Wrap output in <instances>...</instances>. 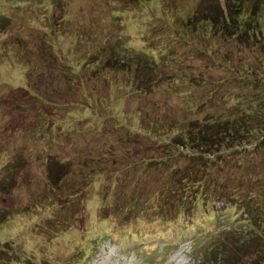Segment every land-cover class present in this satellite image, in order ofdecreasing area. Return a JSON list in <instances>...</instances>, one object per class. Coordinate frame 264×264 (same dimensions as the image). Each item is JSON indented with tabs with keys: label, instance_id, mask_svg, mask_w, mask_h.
<instances>
[{
	"label": "rangeland",
	"instance_id": "obj_1",
	"mask_svg": "<svg viewBox=\"0 0 264 264\" xmlns=\"http://www.w3.org/2000/svg\"><path fill=\"white\" fill-rule=\"evenodd\" d=\"M209 14H226L227 30L187 24ZM153 60L177 79L166 73L123 94L133 73L121 64L143 74ZM246 64L264 73V5L0 0V264H253L262 227L237 206L220 201L173 220L166 206L142 217L157 185L121 172L149 156L126 142L121 121L138 129L140 106L151 120L177 123L192 112L229 116L253 86ZM256 82L262 92L264 79Z\"/></svg>",
	"mask_w": 264,
	"mask_h": 264
},
{
	"label": "trees",
	"instance_id": "obj_2",
	"mask_svg": "<svg viewBox=\"0 0 264 264\" xmlns=\"http://www.w3.org/2000/svg\"><path fill=\"white\" fill-rule=\"evenodd\" d=\"M243 1L248 6L264 5V0ZM220 16L216 20L213 14L206 16V19L191 18L187 24L200 28L203 21H211L217 31L225 32L227 15ZM140 48L143 49L142 46ZM143 52L148 53L147 50ZM149 54L155 57L152 52ZM121 67L133 73L132 77L127 79L123 94L141 93L146 90L145 85L148 83V87L152 82L160 84L166 73L177 79L173 71H165L156 60H153L149 72L143 74L139 72V68H133L129 61L122 63ZM243 67L247 72V79L253 80V86H247L250 90L245 92L244 96H236L237 101L242 102L229 116L209 114L200 118L192 112L177 123L174 121L176 119L165 115L163 120H151L145 113L147 109L140 106L137 110L143 116L138 129L125 126L121 121V126L126 127V142L132 140L138 155H149L122 164L121 172L134 174L139 182L143 179L151 180L150 185H157L152 199L145 200V203L150 205L140 213L142 217L151 215L152 211L164 210L166 206L172 209L170 220L179 219L184 215H190L193 219L202 206L208 209L220 201L237 206L245 215L244 219L262 227L263 236L259 238L258 256L253 264H264V161H258L260 154L264 155V90L255 92L259 90L256 81L264 79V73H258V69L251 64ZM139 77L141 84L136 87L133 85L132 89L125 91V88L132 85V81L135 83ZM189 103L192 106L190 109L193 110L195 102ZM199 107L200 105H197V108ZM154 149H157L155 156ZM65 167L61 166L59 171ZM153 171H156L159 177L151 175ZM136 173L140 174L139 178ZM258 173L263 176L255 178ZM63 175L64 173H59L58 179ZM182 181L188 182L186 186L173 188ZM235 181L236 186L232 188L231 184ZM189 184L192 185V191H187ZM208 211L210 212H205H216V208ZM162 214L157 215L161 217ZM164 219L167 217L164 216Z\"/></svg>",
	"mask_w": 264,
	"mask_h": 264
}]
</instances>
